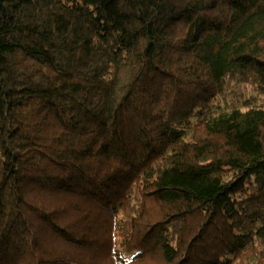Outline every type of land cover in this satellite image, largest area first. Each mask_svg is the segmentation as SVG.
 <instances>
[{"label":"trees","instance_id":"obj_1","mask_svg":"<svg viewBox=\"0 0 264 264\" xmlns=\"http://www.w3.org/2000/svg\"><path fill=\"white\" fill-rule=\"evenodd\" d=\"M0 264H264V0H0Z\"/></svg>","mask_w":264,"mask_h":264},{"label":"rangeland","instance_id":"obj_2","mask_svg":"<svg viewBox=\"0 0 264 264\" xmlns=\"http://www.w3.org/2000/svg\"><path fill=\"white\" fill-rule=\"evenodd\" d=\"M231 101H232V100H230V99L228 100L229 103H231Z\"/></svg>","mask_w":264,"mask_h":264}]
</instances>
